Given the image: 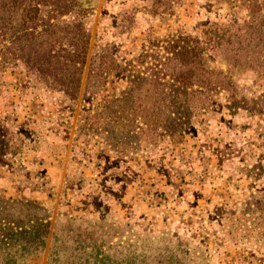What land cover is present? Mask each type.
I'll use <instances>...</instances> for the list:
<instances>
[{
	"label": "rangeland",
	"instance_id": "374dc122",
	"mask_svg": "<svg viewBox=\"0 0 264 264\" xmlns=\"http://www.w3.org/2000/svg\"><path fill=\"white\" fill-rule=\"evenodd\" d=\"M81 1L89 43L74 102L19 67L0 69V198L40 206L20 216L27 227L37 216L47 221L43 248L21 252L26 264H93L107 253L120 264H264L263 78L237 65L219 109L157 144L146 129L111 146L104 124L89 126L125 79L110 76L95 97L83 98L102 42L121 64L144 59L140 69L149 73L172 37L230 17L262 19L264 0ZM143 47L147 57L139 56ZM219 63L211 65L225 69ZM134 107L130 126L120 113L125 129L136 130L143 106Z\"/></svg>",
	"mask_w": 264,
	"mask_h": 264
},
{
	"label": "trees",
	"instance_id": "16d2710c",
	"mask_svg": "<svg viewBox=\"0 0 264 264\" xmlns=\"http://www.w3.org/2000/svg\"><path fill=\"white\" fill-rule=\"evenodd\" d=\"M87 14L81 0H0V69L19 67L46 89L74 102L86 64ZM263 19L230 17L219 25L213 22L201 28L195 35L177 36V40L172 37V43L163 47L166 52L162 60L160 57L151 62L155 70L146 67L149 73L140 69L144 59L139 61L134 56L127 64H121L114 59L109 44L102 42L100 54L88 65L83 98L95 97L110 76L125 79L126 87L120 96L98 104L101 113L90 116L89 126L104 124L105 138L111 146H117L115 140L119 138L138 139L146 134V129L154 144L183 137L208 112L222 106L218 97L235 86L229 73L237 65L264 79ZM142 52L146 53L144 47L139 56H148ZM212 60L223 63L225 69L212 66ZM231 96H226L224 104L228 109L236 102ZM135 104L143 106L137 112L136 130L125 129L133 120L129 114L133 116L137 110ZM120 113H125L126 125ZM117 126H122L121 132L116 131ZM15 208L18 213L13 216ZM29 209L37 211L40 206L0 198V264H16L19 253L43 248L46 232H41V228L47 226V221L34 215L35 223L27 227L20 216ZM108 263L120 264L121 260L108 253L93 259V264Z\"/></svg>",
	"mask_w": 264,
	"mask_h": 264
},
{
	"label": "water",
	"instance_id": "95a60500",
	"mask_svg": "<svg viewBox=\"0 0 264 264\" xmlns=\"http://www.w3.org/2000/svg\"><path fill=\"white\" fill-rule=\"evenodd\" d=\"M18 264H26L25 255L23 253H19L17 255Z\"/></svg>",
	"mask_w": 264,
	"mask_h": 264
}]
</instances>
